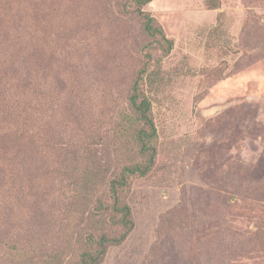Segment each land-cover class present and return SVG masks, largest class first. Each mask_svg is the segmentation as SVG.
<instances>
[{
    "label": "rangeland",
    "instance_id": "374dc122",
    "mask_svg": "<svg viewBox=\"0 0 264 264\" xmlns=\"http://www.w3.org/2000/svg\"><path fill=\"white\" fill-rule=\"evenodd\" d=\"M32 3L25 127L26 97L14 89L25 73L9 74L22 59L9 46L23 14L0 0V104L18 94L8 117L17 119L3 125L15 151H0V264H39L63 243L79 255L88 218L79 211L59 224L54 215L96 163L109 179L144 163L129 106L142 68L154 81L139 90L151 96L156 154L144 175L124 173L134 225L97 264H264V0H152L142 10L171 43L144 30L133 0ZM16 241L51 246L13 256Z\"/></svg>",
    "mask_w": 264,
    "mask_h": 264
},
{
    "label": "trees",
    "instance_id": "16d2710c",
    "mask_svg": "<svg viewBox=\"0 0 264 264\" xmlns=\"http://www.w3.org/2000/svg\"><path fill=\"white\" fill-rule=\"evenodd\" d=\"M151 1L152 0H133V3L137 5L136 9L140 17L143 19V28L147 33L159 34L162 36L165 42L169 41L171 43V40L165 38L162 29L158 25H155L153 17L142 10V7ZM4 2H10L14 4L16 7H18V13L23 14L19 16L20 19H17L18 24L14 34H9L17 41L15 43L17 48H15V50L13 46H11L12 43L9 46V49H11L13 52L11 55L15 56L21 53L22 59L18 61L20 64L19 67L14 65L15 61L13 62L9 74L12 78H15L17 77V70H21L22 74L25 73L26 81H21V83L19 82V84L15 86L14 89L16 90L17 88H20L19 97L23 95L26 97V99H24L23 108L21 111V114L23 113L24 119L20 121L21 124L26 127L29 123V108H31V97L29 96V78L31 75L30 63L32 58V34L30 30L33 29V27H36L34 22V25L32 22H30L31 19L28 18L27 15L31 13L30 9L34 7V4H27L29 0H4ZM168 48L169 46L167 49ZM143 74L146 76L143 77ZM143 78L148 80L146 81L147 84L142 82ZM141 83L144 85L146 84L148 86L147 90L152 92L154 81H152L149 74H146L145 68H142L140 73L137 74V76H134L129 95V106L135 115V119H138L142 122L141 127L137 131V142L140 145L138 153L145 156L146 158L144 163L141 164L136 162L130 164V166L123 168L121 171L123 174L121 173L119 177L117 176V178L114 177L112 179H109L108 175H106L105 172H102L101 168L99 167V163H96V167H93L96 168V171L91 174L86 173L85 177L82 175L80 182L77 183V188H80L79 191H76L77 188L71 190V195L69 196L67 203L63 201V207L61 210H58L59 214L54 215L55 220L59 221V224L65 220H70L71 216H74L79 211L81 216L80 219H82L83 216L88 218V220L85 219V226L82 227L84 229V233H80L79 235L78 241L80 242V247L78 248L79 250H77L79 251V255H75L76 249H74V254L67 256L65 251L69 245L66 243H63L60 247L58 246L55 249L48 247L51 246V244L47 245L46 243H30V248L23 249L20 247V242L16 241L17 244L12 242V245L10 246L12 248L11 252L13 251V256H16V254L20 253V256L29 257L32 254H37V252L40 253V250H45L48 247L49 250L44 251L45 254L42 255L39 264H97L102 261L106 253V249L109 246L120 245L125 240L134 225L131 209L121 197L122 188L126 185V174L138 173L144 175L153 165L156 154L154 146L151 144V141L153 140L152 138L156 136V129L150 116L151 108L149 100L151 96H146L143 93V88L142 90H139ZM3 93H6L5 88L1 91L0 96H2ZM16 94L17 93L11 94L10 92H7L6 95H8L10 98H8V96L3 98V102L0 104V107L2 108L0 110V151L2 149L8 151L4 154V156L6 154H14L15 151L13 150L14 148L12 144L6 146L7 142L13 141V139L10 136L7 137L5 135V131H3V125L6 127L8 123H13L12 119L16 118L15 115H12V117L8 118L10 112L17 113V111L13 108L15 100L18 98V94ZM5 104H7L8 107ZM5 110L8 113H6ZM80 158H83L86 161V164H91L89 159H85L87 158L85 155L84 157ZM66 179L69 178L66 177ZM46 180H48V178ZM72 181L74 182V180ZM55 198L54 201H56V205L59 206L61 203L60 198L58 201L56 196ZM111 215L113 216L112 221L110 222L108 219H106V217L109 218ZM89 220H91L93 224H98L100 229H92L91 225H87ZM105 220L110 222L109 225L104 222ZM163 236L165 238L164 233ZM178 236L179 234H177V237ZM232 236L235 238L238 236V233L237 235L233 234ZM239 243L240 242H238L237 239H234L229 244L231 248L230 250L234 255H236V251H239ZM170 246H174V244L171 243ZM27 264H34V262L29 260Z\"/></svg>",
    "mask_w": 264,
    "mask_h": 264
}]
</instances>
